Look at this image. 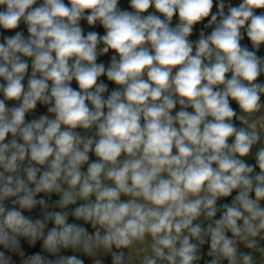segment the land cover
Instances as JSON below:
<instances>
[{"label":"clouds","instance_id":"1","mask_svg":"<svg viewBox=\"0 0 264 264\" xmlns=\"http://www.w3.org/2000/svg\"><path fill=\"white\" fill-rule=\"evenodd\" d=\"M119 5L0 0V28L28 34L0 42V246L24 257L23 237L55 257L22 264H84L69 249L93 264H264V146L245 160L264 145V60L241 44L264 45V0ZM38 104L51 116L27 121Z\"/></svg>","mask_w":264,"mask_h":264},{"label":"crops","instance_id":"2","mask_svg":"<svg viewBox=\"0 0 264 264\" xmlns=\"http://www.w3.org/2000/svg\"><path fill=\"white\" fill-rule=\"evenodd\" d=\"M240 2H241V0H226V3H231L233 6H238V4H239ZM119 6H120L122 9H124V10L131 11V8H130V6H129V0H120V5H119ZM150 11H152V10L150 9ZM213 11H215V7H214ZM260 11H261V10H257V14H259ZM82 22H83V21H81V24H82ZM175 23H176V19H175V17H174V19H173V26L175 25ZM206 23H207V20H205L202 24H198V25H196V27H195V29H194V32H193V35H192V37H190V39H192V40H196V39H198V38H199V32H200L201 30H203L205 33L209 32V31L211 30L210 28H204V24H206ZM241 44H242V46L247 47L250 51H255V52H256V55H257L259 58H261L262 60H264V45H261L260 48H259L258 50H257V49H254V48L252 47L251 42L248 40L246 34H244V38L242 39ZM113 54H114V53H112V52L110 51V52H109L108 54H106V55L99 56L97 62H98V63H104V64H105V67L107 68V67L110 65V62H111V56H112ZM28 62H29V65H30V59L28 60ZM229 75H230V74H229ZM26 80H27V76L25 77L24 84L26 83ZM100 81L108 85V93H106L105 96H107L112 90H114V89L117 88V86H116L114 83H112V82H110V81L107 80V77H106V76L101 77V78H100ZM0 82H2V81H0ZM260 82H263V83H264V73H262V74L258 77V79H257V81H256V83H260ZM2 98H3L2 95H0V99H2ZM261 102L264 103V95H262V97H261ZM7 104H8L9 107H12V106H14V101H8ZM231 106L233 107V109H234L235 111H237V113H239V111H240V110H239V107H238V105H237L234 101L231 102ZM178 110H179V105H177V108L174 110V112H175V111H178ZM189 111H191V109H189ZM44 114H48V113H47V107L44 106V105H40V104H39V107L37 108V110H36L31 116H26V120H27V121H31L32 119L38 118L40 115H44ZM48 115L51 116V114H48ZM76 131L80 132L82 135H84V134L91 135V133H84V130H82V129H77ZM10 138H11V137L9 136V139H10ZM262 146H264V145L257 144V145H255V146L253 147V149H252V154H251L249 157H246V158H245V160H246V162H247L248 164H250V165H255V153H256V151H257L260 147H262ZM95 159H96L95 155H94L93 153H90V161H91V160H95ZM86 167H87V166L85 165L83 170H86ZM256 171L258 172L259 169L256 168ZM57 199H58V197L53 196V197H52L51 199H49V200L54 204V202H55ZM122 199H127V198H126V197H122ZM56 210H57V211H61V209H59V208H56ZM69 222H70V223H80L81 226L86 227V228L88 229L89 232L92 231L90 225H85V224H83V222L75 221L72 217H69ZM261 243L264 244V241H262ZM240 249H241L242 251H248L247 249L243 248L242 245L240 246ZM61 254H62V255H65V256L77 255L80 259L84 260V264H93V259H94V258H92V257H88V256L84 255L83 253L73 252L71 249H69V250H62V251H61ZM98 258L104 260L105 264H111V259H110L109 255H100ZM224 264H226V262H224Z\"/></svg>","mask_w":264,"mask_h":264},{"label":"trees","instance_id":"3","mask_svg":"<svg viewBox=\"0 0 264 264\" xmlns=\"http://www.w3.org/2000/svg\"><path fill=\"white\" fill-rule=\"evenodd\" d=\"M40 197L45 198L46 200H48V203L50 205H53V203L47 197H45L44 194H40ZM48 210L57 211L55 207H50ZM24 214L27 216H30L33 220L42 218V212H41V209L39 206H37V208L34 209L32 212H25ZM52 226H54V225L50 222L48 227L51 228ZM46 231H47V229H46ZM229 235H231V234L229 233ZM19 239H20L21 249L25 253L24 257H21L16 253L8 252L7 250L3 249L2 246H0V251H5L6 255H10L12 257L13 264H22L23 259H25L28 256L33 255L37 252H39L43 256H47L49 259L55 258V257L50 256L46 251L43 250L42 241H37L35 245H30L25 238L20 237ZM206 252H207V245L204 246V248H203V253H205L204 260H210L211 257H207ZM109 257H110V255H109ZM110 259H111V257H110ZM200 264H203V260L200 262Z\"/></svg>","mask_w":264,"mask_h":264},{"label":"built area","instance_id":"4","mask_svg":"<svg viewBox=\"0 0 264 264\" xmlns=\"http://www.w3.org/2000/svg\"><path fill=\"white\" fill-rule=\"evenodd\" d=\"M38 2L42 3V0H38ZM65 3H67V0H65ZM261 11H264V10H261ZM81 26H82V28H84L85 33H86L87 31H97V32H99L101 35H103V33H104V30H103V28H102L101 26L97 25L95 28H89V26L87 25L86 21H83L82 24H81ZM16 31H23L26 37H27V35H28V34H27L26 25H24L23 23H21L20 26H19V28H17L16 30L6 31V30L0 28V42H3L4 37H6V36H12V35H15V32H16ZM210 32H211V30H210L209 32H207L206 34H210ZM30 74H31V60H30V65H29L28 75H30ZM27 79H28V76H27ZM260 83H261V84H264L263 82H260ZM26 86H27V80H26V83H25V87H26ZM72 86H73L74 88H77V89H78V86L76 85L75 81H73ZM15 104H16V102L14 101V105H15ZM38 107H39V104L37 105V108H38ZM37 108H36L33 112L27 114V116H31V115L37 110ZM236 194H237L236 192H233V194H232L231 197H228V198H225V199H222V200L218 201V205H219V204H223V203H231L232 198H233ZM219 215H220V213L218 212V214H217V218H219Z\"/></svg>","mask_w":264,"mask_h":264}]
</instances>
